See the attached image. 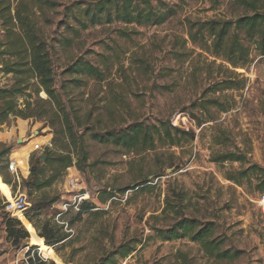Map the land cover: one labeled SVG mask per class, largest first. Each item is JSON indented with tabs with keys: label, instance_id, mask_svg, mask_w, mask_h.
I'll use <instances>...</instances> for the list:
<instances>
[{
	"label": "rangeland",
	"instance_id": "1",
	"mask_svg": "<svg viewBox=\"0 0 264 264\" xmlns=\"http://www.w3.org/2000/svg\"><path fill=\"white\" fill-rule=\"evenodd\" d=\"M158 1L174 11L161 26L117 21L90 25L83 11L91 0H55V8L37 16L38 26L56 45V88L65 106L83 123L78 129L74 122V131L84 135L92 166L85 173L75 167L68 169L52 187L32 197L23 189L32 156H44L46 147L60 151V144L63 151L62 144L66 143L63 136H58L59 142L53 144L66 121L53 115L56 108L49 112L51 107L39 102L34 94L36 86H32L30 97L19 99V103L31 102L32 107L40 103L38 106L44 107L45 115L28 120L11 117L0 127V153L10 149V157L18 152L29 157L27 168L20 162L24 160L21 156H14L18 159L20 178H8L12 181L8 185L10 189L0 179V200L3 206L7 201L5 196L11 199V192L16 197L23 193L28 196L27 211H30L37 199L46 197L47 202L57 199L44 211L42 220L54 217V222L71 237L60 246L59 253L54 247L38 248L41 242L35 228L20 214L17 220L30 238L13 247L1 225L6 215L10 217L3 210L0 256L5 262L89 264L97 260L101 241L109 249L123 242L142 240L137 251L125 260L120 259L119 264H178L175 255L179 251L187 253L192 264H206L199 245L188 239L164 242L151 228L171 221L172 217L164 215L163 209L167 195L173 196L172 192L176 191L185 194L188 205L185 215L218 223V234L224 233L227 238L225 247L241 253L237 264H264V207L256 188L264 175L257 173L252 182L244 179L243 186H238L228 180V175L246 170L247 164L220 166L212 162L215 154L239 148L247 153L252 164L264 169V56L254 49L251 65L236 69L231 75L233 69L223 58L205 52L188 39L194 23L235 19L252 11L242 9L238 0H153L155 6ZM261 5L264 7V0ZM66 22L73 27L72 31L64 26ZM86 24L88 27L84 28ZM3 35L0 26V40ZM64 39L70 40L66 47L60 44ZM78 59L99 67L104 80L98 82L71 72ZM242 80H245L244 88L237 86ZM13 84V76L1 72L0 67V87ZM218 84L222 86L220 91H216ZM40 99L48 97L41 93ZM209 99H218L229 111L207 104ZM202 105H206L205 110ZM134 122L151 126L171 122L194 132L196 138L191 141L187 136L181 146L163 143L151 152L127 154L125 148L102 144L91 136L92 132L104 134L110 128L121 130ZM89 126L91 132L87 131ZM36 145L40 149L36 150ZM0 167L4 168L3 172L7 168L4 163ZM145 176L151 188L138 191L140 178ZM105 189L112 197L100 203L98 193ZM85 195L88 202L98 207L97 211L104 213L78 219L79 211L74 204Z\"/></svg>",
	"mask_w": 264,
	"mask_h": 264
},
{
	"label": "trees",
	"instance_id": "2",
	"mask_svg": "<svg viewBox=\"0 0 264 264\" xmlns=\"http://www.w3.org/2000/svg\"><path fill=\"white\" fill-rule=\"evenodd\" d=\"M91 1L83 11L90 25L103 22L111 24L117 21L127 25L161 26L167 21V17L174 13L173 9L162 1H158L157 6L154 5L153 0ZM237 2L242 9L251 10L252 14L246 12L235 19L199 21L194 23L188 31L190 42L217 58H223L224 62L231 66L233 69L230 70L231 75L235 74L234 70L247 69L251 65V54L254 49L259 55L264 56V7L261 5V0H238ZM56 4L55 0H0V26L4 34L0 40V67L1 72L11 74L14 80L13 85L0 87V127L8 123L11 117L28 120L45 115L44 107L38 106L40 103L49 105L51 107L49 112L56 108L57 111H52L53 115L56 118L61 116L60 118L66 121L65 126L59 128L56 125L60 131L53 139V144H57L59 142L57 137L63 136L66 142L62 144L64 150L61 151V144L58 146L60 151L46 147L43 154L45 159L38 155H33L31 158L30 175L22 185L23 189L29 192L30 197L42 192L45 188L52 187L66 174L68 169L75 167L79 172L85 173L87 168L92 166L89 164L90 156L86 150L84 135H79L74 131V122L78 129L83 123L79 121L74 111H70L71 108L65 106L63 96L56 88L58 78L54 61L56 45L50 42L36 21L37 16H44L45 10L55 8ZM74 17L77 18V15L74 14ZM66 23L64 26L72 31L73 27L68 22ZM86 27H88L87 24L84 28ZM69 43V39H64L60 44L66 47ZM71 72H77V75L87 76L98 82L104 80L103 71L84 59H78ZM238 84L237 86L244 88L245 80ZM32 86H36L34 94L39 97L40 103L35 104L34 107L31 102L21 105L19 99L28 97ZM221 87L218 84L216 91H220ZM41 93H45L48 99H40ZM206 103L224 112L229 111L228 106L222 105L218 99H209ZM202 108L205 110L206 105H202ZM193 117L196 121H200L198 117L194 115ZM90 129L92 126H89L87 131L91 132ZM91 136L102 144L123 147L127 154L151 152L158 147V144L163 143H168L170 147L181 146L183 140H187L185 139L187 136L191 141L196 138L194 132L173 126L171 122L152 126L134 122L121 130L110 128L104 134L93 135L92 132ZM11 154L10 149L0 153V164L4 163L7 167ZM212 162L220 166L226 163L247 164L249 167L246 170L238 172L237 175H228V180L238 186H243L244 179L252 182L253 176L257 173L264 175V169L252 164L247 153L239 148H236V151L215 154ZM3 169L0 167V176H4ZM140 179L138 191L149 190L151 187L147 185L150 182L148 176ZM3 180L7 185L12 184V181L6 177ZM260 182L256 188L262 196L264 195L263 176ZM172 193L173 196L167 195L165 209H163L164 215L172 217L171 221L162 227H151L157 236L164 242L188 239L199 245L204 253L206 264H237L241 259V253L236 249L225 247L227 238L224 233L218 234V223L206 222L185 215L188 208L184 201L185 194L176 191ZM111 197L112 194L108 192V189L98 193L100 203H106ZM47 200L46 197L35 200L31 210L27 211L25 216L36 230L37 240L41 242V245L37 247L44 249L54 247L59 253L62 248L60 246L66 244L71 235L65 233L63 227L54 222V217L42 220L44 211L57 202V199L51 202ZM97 208L95 204L84 201L79 206V213L76 217L78 219L84 215L97 217L104 213L97 211ZM3 210L4 207L0 200V212ZM75 221L76 219L71 223ZM1 225L5 227L7 241L11 242L13 247H18L30 238L28 231L17 219L6 215ZM140 244L142 240H131L123 242L118 247L107 249L101 241L97 260L89 264H119L120 259L125 260L131 257ZM175 259L178 264L193 263L189 255L182 251L175 255ZM38 261L46 264L42 260ZM67 262L70 261L67 260Z\"/></svg>",
	"mask_w": 264,
	"mask_h": 264
},
{
	"label": "built area",
	"instance_id": "3",
	"mask_svg": "<svg viewBox=\"0 0 264 264\" xmlns=\"http://www.w3.org/2000/svg\"><path fill=\"white\" fill-rule=\"evenodd\" d=\"M36 150L40 149V145H36ZM8 169L10 171V173H12L13 175H15L18 179L19 177V168L17 167V165L14 162H10L8 164ZM12 194V199L9 200L7 197H5L7 199V201H4L3 203V207L4 210L9 214L10 218L12 219H19V215H26V212L28 210V196L25 194H20L19 196H14L13 193ZM78 201L74 204L75 209L79 211V206L84 202L87 201L86 199V195L85 196H81L77 199ZM261 205L264 207V195H262L261 197ZM39 250V249H38ZM0 264H9L7 262H5L2 257L0 256ZM13 264H17V263H13ZM31 264H41L39 261L38 262H32Z\"/></svg>",
	"mask_w": 264,
	"mask_h": 264
},
{
	"label": "crops",
	"instance_id": "4",
	"mask_svg": "<svg viewBox=\"0 0 264 264\" xmlns=\"http://www.w3.org/2000/svg\"><path fill=\"white\" fill-rule=\"evenodd\" d=\"M3 139V138H2ZM4 140V139H3ZM18 144H21V141L20 142H18ZM21 148L23 147V146H20ZM21 156L24 160L23 161H20V162H22V163H25L26 165H27V168H29V157L27 158V157H25L24 155H25V153H23V152H18V153H16V154H13L11 157H10V159H9V163L10 162H14L16 165H17V167H18V159L17 158H15L14 156ZM26 160V161H25ZM19 168V167H18ZM8 166H7V168H6V170L4 171V176H0V179H1V182L4 184V185H6L9 189H10V187L4 182V180H3V178L4 177H6V178H11V176H13V178H16V176L15 175H13L12 173H9L8 172ZM28 171H29V169H28ZM28 174V176H26V178H25V180H27L28 178H29V175H30V172H28L27 173ZM19 177H20V175H19ZM1 187H3V186H1ZM10 192H11V190H10ZM2 193V192H1ZM3 195V194H2ZM5 196V195H4ZM6 197V196H5ZM11 198H12V194H11Z\"/></svg>",
	"mask_w": 264,
	"mask_h": 264
},
{
	"label": "bare ground",
	"instance_id": "5",
	"mask_svg": "<svg viewBox=\"0 0 264 264\" xmlns=\"http://www.w3.org/2000/svg\"><path fill=\"white\" fill-rule=\"evenodd\" d=\"M11 199H12V198H11ZM11 199H10V200H11ZM86 199H89V197H88V196H86ZM41 250H42V249H41Z\"/></svg>",
	"mask_w": 264,
	"mask_h": 264
},
{
	"label": "water",
	"instance_id": "6",
	"mask_svg": "<svg viewBox=\"0 0 264 264\" xmlns=\"http://www.w3.org/2000/svg\"><path fill=\"white\" fill-rule=\"evenodd\" d=\"M42 159H45V157H44V156H42Z\"/></svg>",
	"mask_w": 264,
	"mask_h": 264
}]
</instances>
